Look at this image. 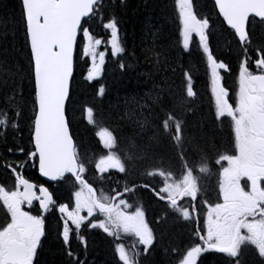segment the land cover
Wrapping results in <instances>:
<instances>
[{"label": "snow or ice", "instance_id": "6c2138e0", "mask_svg": "<svg viewBox=\"0 0 264 264\" xmlns=\"http://www.w3.org/2000/svg\"><path fill=\"white\" fill-rule=\"evenodd\" d=\"M96 2L97 0H19L20 23L24 29L26 45L30 48V73L25 76L22 71L13 67L6 77H0V90L7 89L4 103L0 105V125H10L14 131L19 130L15 118L23 115V108L28 102L23 95L21 82L25 78L31 80L33 112L29 127L32 150L28 151L17 145L15 149L8 148V151L24 152L26 157L38 160L39 172L52 181L71 174L81 185V189L74 193L75 208L70 211L66 204H60L58 208L59 213L63 214V226L59 235L64 244L68 245L70 242L68 221L79 230L82 223L98 210L105 219L91 223L90 227H99L110 235L114 234L113 229L132 233L139 238L147 254L154 244L155 234L146 221L144 210L136 207L134 212L128 211L130 205L120 199L119 194L115 198H98L93 192H89V187L92 186L83 176L86 173V163L78 156L66 115L74 72V45L81 28L87 41L83 52L92 58L91 67L86 74L87 80L93 81L100 77L105 63L106 53L101 51L97 54V46L101 44V40H93L89 28L82 25V18L93 13ZM176 5L179 9L183 48L189 49L191 34L195 33L207 58L211 82L215 85L219 81V90L214 88L215 118H230L236 153L222 154L216 160L224 172L222 177L219 176L218 182L222 202L203 201L207 211L203 228L196 230L199 242L189 246L180 264H198V258L205 252L225 254L230 264H243L240 259L241 251L248 244L255 247L260 264H264V40L254 44L248 28L250 16L259 17L260 23L264 24V0H215L219 15L233 30L242 53L234 106L229 102V91L222 85L220 72L229 66L218 61L210 47L206 31L210 27V20L198 19L191 0H176ZM118 23L117 19H111L105 24L111 30L108 44L113 57H119L125 52L118 35ZM16 31V22L13 20L12 27L7 28L3 36L7 38ZM250 65H254L256 70ZM128 66L123 62L120 64L122 69ZM185 77L186 97L179 101L163 95V88H154L146 94L151 100V104L147 106L149 115L139 119L137 127L143 137L141 158L156 157L166 146L177 150V158L184 164L182 178L172 179V173L161 170L159 175L164 178V185L156 194L159 199L166 200L169 207L184 220H188L191 217L190 209L180 206L178 201L185 197L193 201L197 199L200 185L194 173L198 171L200 174H207L210 167L202 160L198 169L193 171L187 164V152L198 145L195 134L186 135V113L182 115L179 111V106L187 103V98L195 96L190 73L185 72ZM104 92L105 86L101 85L98 93L102 95ZM13 96L18 99H13ZM85 111L88 122L94 123L93 108L87 107ZM4 135L5 132L0 131V137ZM97 135L103 148L107 150V155L100 157L96 168L101 173L110 169L126 173L133 158H124L115 151L117 136L107 128H102ZM159 160L163 163L162 157ZM225 161L227 166L222 164ZM147 175L156 173L148 172ZM241 178H246L249 182L247 190L242 186ZM20 186H23L22 191ZM143 187L147 188L149 185L144 184ZM85 189L87 196L83 195ZM134 190L125 187L124 191ZM39 192L42 195L37 196L34 184L19 174L15 190L7 191L0 186V201L10 214V222L0 227V264H36L42 237L45 236V219L42 215L25 211L22 205H31L35 199L39 201L40 209L47 211L54 203L53 195L44 186L39 188ZM161 193H166L167 196ZM117 199L118 203L115 202ZM82 209H86L87 216L81 215ZM191 211H196L194 206ZM116 252L123 264H136L122 245L117 244ZM67 254L72 258L69 264H76V257L70 249ZM79 264L83 262L80 261Z\"/></svg>", "mask_w": 264, "mask_h": 264}, {"label": "trees", "instance_id": "16d2710c", "mask_svg": "<svg viewBox=\"0 0 264 264\" xmlns=\"http://www.w3.org/2000/svg\"><path fill=\"white\" fill-rule=\"evenodd\" d=\"M174 1L102 0L103 4H99L92 17L86 21V27L89 28L93 40H95L102 38L106 32L105 23L111 19H117L122 37L121 43L123 46H121L125 48V52L120 54L119 57H110L109 63L111 62V66L107 68L104 80L99 77L93 79V81H88L86 74L90 68V60L89 56H81V37H79L75 52L71 100L67 107V113L71 122L72 112L76 109L78 111L77 120L74 122L76 138L80 153L82 156L87 157L88 163L92 161L97 148L94 145L93 128L86 126L82 116L85 104L94 106L97 120L111 125L116 132L124 156L129 158L132 153L135 157L133 163L128 165L131 176L141 174V170L144 171L146 167V165L139 166V160L143 159L141 158L140 148L143 139L140 142L136 140L134 137L135 132L130 129L126 122L127 119L116 120L113 118L115 108L117 109L116 102L129 104L130 100L138 99L141 104L148 106L151 104V100L146 94L152 92L154 88L165 89L163 95L174 97L179 101L181 98L186 97L187 85H183L187 83L185 72L191 75L193 89L196 93L193 98H196V100L187 98V103L179 106V108L182 107L186 111H180V113L182 115L186 113L185 119L187 120L186 127L188 129L186 135L188 133L195 134L198 148L201 149L200 153L191 150L187 152V155L190 154V156L196 158L194 164L198 165L202 160L209 159L220 148L228 145L227 132L218 128L209 109L210 101L208 99L212 95L209 86L212 82L210 81L211 74L207 58L202 48L200 49L199 46L193 44L192 37L190 38L189 49L185 50L183 48L182 36L177 29ZM195 1L192 0L196 15H199L198 17L201 19L197 10L200 9L212 25L209 43L213 55L218 61H223L229 66L228 69L222 71V78L225 87L232 95L233 88L236 87L235 83L238 80L239 62L242 59L239 42L234 34L224 27L211 1ZM20 19L19 0H0V77H6L13 67L22 71L25 76L30 73V51L26 45L24 29ZM13 20L16 22L17 31L4 38L3 33L7 28L12 27ZM249 31L254 44H259L264 40V24L252 20ZM80 35H82V31ZM163 60L165 63H163ZM122 62L129 66L122 69L120 67ZM250 67L254 71L256 70L254 65H250ZM21 83L23 95L28 102L23 108V115L15 118L19 124V130L14 131L9 125L5 130L6 132L4 131L5 135L0 137V171H2L3 163L9 161V157L13 158L14 153H16V150L9 152L8 148L15 149L17 145L23 148V145L30 140L29 119L33 112L31 102L33 82L25 78ZM101 85L105 86V92L102 95L98 93V88ZM6 91L7 89L0 90V105L4 103ZM8 95L12 96V93L8 92ZM12 98L18 99L15 96ZM202 98L205 100L204 103ZM197 104L199 105L197 106ZM134 107L132 105L130 108L133 111L132 113L136 112ZM140 108H142L141 111L143 110V115H149L147 108L141 106ZM121 113L119 111L120 117H122ZM197 116H199L198 119H196ZM201 122L203 125L205 124L204 128H200L202 126ZM1 128H3L2 125H0V131H2ZM212 129L213 132H211ZM219 130L222 135L218 139H214L213 134ZM216 140L219 141L216 143ZM3 141H6V143H3ZM220 141H224L223 146H217ZM168 152L170 151H165L164 148L156 157L146 159V161L158 163L159 157H162L163 162L173 163L175 159L173 157L176 155L174 153H170L171 155L166 154ZM3 177H6L5 172ZM142 192L141 196L138 194V197L140 200H144L149 214H154L155 218H160L161 214L157 213L159 206L151 202V193L145 188ZM60 195H65V192L62 191ZM166 221L164 219L160 222L157 243L154 245L152 255L150 253L151 256L144 264L174 263L175 252L179 246L175 238H178L179 235L175 230H171V233L165 232L164 229L168 223ZM49 224L47 237L40 249L36 264H69L72 258L66 255V251L58 237V227L51 222ZM179 229L181 228L179 227ZM88 248L89 256L82 259V250H80L75 256L76 264H79L80 261L83 264H119L114 260L108 243L98 235L91 236ZM162 250L166 253L163 254ZM241 261L243 264H260L257 250L252 248L250 251H246ZM199 264H230V262H224L216 255H208Z\"/></svg>", "mask_w": 264, "mask_h": 264}, {"label": "rangeland", "instance_id": "374dc122", "mask_svg": "<svg viewBox=\"0 0 264 264\" xmlns=\"http://www.w3.org/2000/svg\"><path fill=\"white\" fill-rule=\"evenodd\" d=\"M147 35V34H146ZM84 44H85V41L82 43V46L84 47ZM98 54V53H97ZM163 63H165V61L163 60ZM175 71V70H174ZM165 81V80H164ZM217 90H219V86H218V89ZM202 101H203V103H204V99L202 98ZM198 103V102H197ZM116 104H117V109L115 108V112H114V114H113V118L114 119H116V120H121V119H127V124L129 125V127H130V129L131 130H133L134 132H135V135H134V137L136 138V140L138 141V142H140L142 139H143V137L140 135V132H139V128L137 127V121L139 120V119H141L143 116H145V115H143V110L141 111V109L142 108H140V106H145V108H147L148 109V107L145 105V104H141V101L140 100H138V99H134L133 101H131L130 100V103L129 104H127V103H125V102H122V103H117L116 102ZM135 106L134 107V110L136 111V112H134V113H132L133 111H131L130 110V108H131V106ZM199 104H197V106H198ZM180 106H182V104L180 105ZM119 111L120 112H122L121 114H122V117H120V115H119ZM179 111H186L185 109H183L182 107L181 108H179ZM78 113V111H77V109L75 110V111H73L72 112V115H71V118H72V122L74 123L75 122V120H77V114ZM196 113V112H195ZM195 116H196V114H195ZM198 117L199 116H197L196 117V119H198ZM202 126L200 127V128H204V126H205V124L203 125V123L201 122L200 123ZM74 128H75V131H76V126H75V123H74ZM214 130L212 129V131L211 132H213ZM6 132V131H5ZM219 132V133H218ZM218 132H216L215 134H213V136H214V139H218L219 137H220V135H222V133H221V131L219 130ZM213 139V140H214ZM210 140H211V137H210ZM219 140H216V143L218 142ZM224 141L223 142H221L220 141V143L217 145V146H219V145H221V146H223L224 144ZM141 144V143H140ZM223 144V145H222ZM166 150H168V151H170V152H168V153H166V154H169V155H171L172 153H174V155H176V151L177 150H175V149H173V148H171V147H165V151ZM193 151L194 152H201V149H199L198 147H196V148H194L193 149ZM171 153V154H170ZM199 157V156H198ZM173 158H175L174 159V161H173V163H171V165L172 166H174V167H177V166H179V164H180V162H182L180 159H178L177 158V155L176 156H174ZM158 162H160V160L158 159ZM150 163H152L151 161L150 162H147L146 161V159H140L139 160V166H145V165H147V164H150ZM167 163V162H166ZM144 164V165H143ZM224 166H227V162L225 161L224 162ZM224 175V172H223V170H222V172H221V177ZM182 178V175H180L179 173H177V177L175 178V180H180ZM173 179V178H172ZM243 178H241V180H242ZM248 184H249V182H248ZM166 222H168L167 223V225H166V227H165V232L166 233H171V230H175L177 233H178V238H175V240H176V242H177V244L179 245L178 246V249H180L181 250V252L183 251V249L188 245V241H189V238H190V234L188 233V229H190L188 226H186V225H178L177 223H176V221L175 220H173V219H168ZM53 224H55V223H53ZM179 227L181 228V229H179ZM121 234H123L124 236H129L130 234L129 233H126V232H124L123 230L121 231ZM168 235V234H167ZM163 251V250H162ZM166 252L165 251H163V254H165ZM174 262H175V260H174Z\"/></svg>", "mask_w": 264, "mask_h": 264}, {"label": "water", "instance_id": "95a60500", "mask_svg": "<svg viewBox=\"0 0 264 264\" xmlns=\"http://www.w3.org/2000/svg\"><path fill=\"white\" fill-rule=\"evenodd\" d=\"M213 1L215 2V0H213ZM97 2H98V0H97ZM97 2H96V3H97ZM85 18H87V17H85ZM257 18H259V17H257ZM83 19H84V18H82V21H83ZM259 19H260V18H259ZM77 36H78V35H77ZM75 44H76V42H75ZM74 50H75V45H74ZM40 175H41L42 177H44L41 173H40ZM44 178H46V177H44ZM46 179H49V178H46Z\"/></svg>", "mask_w": 264, "mask_h": 264}, {"label": "flooded vegetation", "instance_id": "af4514ba", "mask_svg": "<svg viewBox=\"0 0 264 264\" xmlns=\"http://www.w3.org/2000/svg\"><path fill=\"white\" fill-rule=\"evenodd\" d=\"M197 157V156H196Z\"/></svg>", "mask_w": 264, "mask_h": 264}]
</instances>
